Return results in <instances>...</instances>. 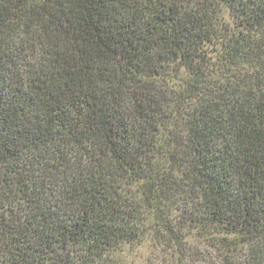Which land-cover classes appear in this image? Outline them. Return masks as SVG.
I'll list each match as a JSON object with an SVG mask.
<instances>
[{"label": "trees", "instance_id": "obj_1", "mask_svg": "<svg viewBox=\"0 0 264 264\" xmlns=\"http://www.w3.org/2000/svg\"><path fill=\"white\" fill-rule=\"evenodd\" d=\"M146 239L264 264V0H0V264Z\"/></svg>", "mask_w": 264, "mask_h": 264}, {"label": "rangeland", "instance_id": "obj_2", "mask_svg": "<svg viewBox=\"0 0 264 264\" xmlns=\"http://www.w3.org/2000/svg\"><path fill=\"white\" fill-rule=\"evenodd\" d=\"M187 238L188 242L190 243V249H193L192 246L194 245V248H197L200 251L199 257L203 258L206 250H203L204 247L201 245L198 239L194 238L193 236H188ZM134 253V259L138 262V264H163L160 263L161 260H156V257L154 256L156 252L154 251L152 241H150L149 239L143 241V243L135 249Z\"/></svg>", "mask_w": 264, "mask_h": 264}]
</instances>
